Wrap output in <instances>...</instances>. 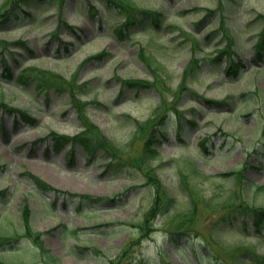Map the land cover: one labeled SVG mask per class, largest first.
<instances>
[{
	"label": "rangeland",
	"instance_id": "obj_1",
	"mask_svg": "<svg viewBox=\"0 0 264 264\" xmlns=\"http://www.w3.org/2000/svg\"><path fill=\"white\" fill-rule=\"evenodd\" d=\"M118 1L162 12L161 29L137 25L124 37L123 11L100 0H35L0 29L9 43L0 103L39 121L17 124L1 105L0 234L15 243L0 248V264H258L264 235L230 203L264 206V0ZM227 45L233 51L214 59ZM234 58L238 75L225 71ZM3 60L28 75L26 86L5 76ZM34 68L59 73L65 90L38 89ZM84 116L89 135L102 132L132 166L106 172L103 152L87 161L70 144L54 149L64 139L52 132L83 131ZM32 175L55 189L42 192ZM151 175L175 199L166 211H152ZM24 202L30 237L21 236Z\"/></svg>",
	"mask_w": 264,
	"mask_h": 264
},
{
	"label": "trees",
	"instance_id": "obj_2",
	"mask_svg": "<svg viewBox=\"0 0 264 264\" xmlns=\"http://www.w3.org/2000/svg\"><path fill=\"white\" fill-rule=\"evenodd\" d=\"M32 1H35V0H15L14 2H11L10 4L11 7L5 4L2 8H0V28L4 26L5 23L6 24L9 23V20H11V18L16 19L19 17L16 13L14 14L13 9L16 6L22 5L23 7L24 5H26L27 3L29 4V2H32ZM101 1L105 3L106 7L110 10L116 9L119 12L123 11L122 12L124 14L123 15L124 18L122 21L123 23H121L116 28V30L118 33H120V35H123L124 37H127L128 35H130L131 29L133 27H136L137 25L144 26V25H147V23H150L152 24L154 31L156 30L158 31L161 29L164 14L158 10L153 11V10H148V9L143 10V9L135 8L132 5L131 1H128L125 3H122L118 0H101ZM7 44L8 43L5 39L0 38V49H4L5 45ZM256 47L258 48L257 58L262 59L260 50L263 47V42L260 41L259 43H257ZM232 51L233 50L231 49V46L227 45L224 51L221 52L215 59L221 60L225 56L226 53L232 52ZM140 53L141 55L144 56V58H147L145 49L143 47L141 48ZM228 60L229 61H228V65L226 66V71L228 72V74L237 75L240 72L241 64L238 63V61L235 58L228 59ZM3 67L7 69L9 65L5 63L3 64ZM11 75L12 74L10 73L9 76L11 77ZM26 77H28V75L19 76V80H21L20 82L25 85L28 84V80L26 79ZM32 78L36 79V86L40 90H44L50 87H52V89L57 90L58 92H62L65 90V80H63V78H61V75L55 71L49 72L45 69L38 70L37 68H34ZM123 84L127 87L130 86L131 88H135V89L148 88L152 85V84H149V82L147 81H143V80L138 81V80H133V79L124 80ZM246 94H243V95H246ZM76 100H73V104L78 105ZM1 102L2 103H0V107L1 105H3L7 111L12 112V113L13 112L17 113V122L18 120L26 121L31 124L38 122L37 119L33 117L31 114H29L27 111L20 110L14 107H10L4 102V100ZM213 103L221 104L224 102L215 100V102ZM84 104H86V102L80 101L79 105H81L80 111L82 112V114L85 111V109L82 107ZM84 119H85L84 131L77 133V135L75 136H70V135L60 136L56 132H53L55 140H57V142H60L61 140L59 139H64V143L62 146H65L67 143L71 142L72 146H74L75 148H80L82 151H84L88 155V160L91 159V157L96 158L100 152H103L104 158H106L105 167L108 171H110L111 169L114 171H118V170H121L123 167L132 166V164L129 161L123 159L122 153H120V150L116 146V144L112 140L107 139V137L102 132H99V134H95V135H89V131H91L89 128L90 126L89 119L86 116H84ZM138 125L140 127L143 126L146 129L148 128V122H145V123L141 122ZM204 141L202 144L205 146L204 147L205 149H208V146L205 145ZM152 147H153L152 145L147 144L146 151H144V153L147 156L153 154ZM239 174L241 176L244 175L242 171H239ZM154 177L156 176L151 175V178H154ZM154 179L157 180V187H156L157 194L155 198L156 203L152 211L154 212H162V210L166 211L168 207H170L171 204L175 202L174 201L175 199L173 195L170 194L169 190L166 187L165 189L163 188V186L161 185V182L158 180L157 177ZM35 181L44 190H48L51 188L50 185H47L39 177L37 178L35 177ZM259 188L262 189L263 186L261 187L259 186ZM231 206L232 207L234 206V208L239 209L240 212L243 213V215L250 216L252 214L253 228L259 234V237L264 235V206L263 205L256 206V204H251V206L250 205L244 206L242 203L239 204V203H236V201H233ZM22 207H23V210H22L23 224H24V229H26L25 234L26 236H33V233H35V231L30 227L31 207L29 206L28 202H24ZM246 221L247 220L244 219V222H243L244 228L247 227ZM74 232H76V230H74ZM36 234H37L36 236L39 237L38 235H40V233L39 234L36 233ZM7 238L9 237L0 235V245H2L4 241H7ZM258 261H259V264H264V256L259 257Z\"/></svg>",
	"mask_w": 264,
	"mask_h": 264
}]
</instances>
